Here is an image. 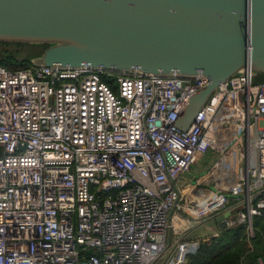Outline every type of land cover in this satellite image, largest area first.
I'll use <instances>...</instances> for the list:
<instances>
[{
    "label": "built area",
    "instance_id": "1",
    "mask_svg": "<svg viewBox=\"0 0 264 264\" xmlns=\"http://www.w3.org/2000/svg\"><path fill=\"white\" fill-rule=\"evenodd\" d=\"M258 77L220 84L183 131L205 76L0 65V264H187L184 221L251 228L264 218ZM216 147L245 152V178L183 204L180 178ZM230 191L245 209L227 217Z\"/></svg>",
    "mask_w": 264,
    "mask_h": 264
},
{
    "label": "water",
    "instance_id": "2",
    "mask_svg": "<svg viewBox=\"0 0 264 264\" xmlns=\"http://www.w3.org/2000/svg\"><path fill=\"white\" fill-rule=\"evenodd\" d=\"M0 42L46 45L36 66L205 76L187 131L220 84L264 75V0H0Z\"/></svg>",
    "mask_w": 264,
    "mask_h": 264
},
{
    "label": "crops",
    "instance_id": "3",
    "mask_svg": "<svg viewBox=\"0 0 264 264\" xmlns=\"http://www.w3.org/2000/svg\"><path fill=\"white\" fill-rule=\"evenodd\" d=\"M245 152H226L221 147L208 150L201 154L189 172L179 180L182 191V203L192 204L203 199L210 200L219 192L228 190V187L246 176ZM239 195L244 193L243 188H238ZM231 192V191H230ZM229 207L241 210L244 204L235 202V194L229 193ZM233 201V202H231ZM234 204L230 206V204ZM185 228L189 226L188 234L184 241L190 246L203 242L206 239L220 234L219 224L216 219L209 220L200 225L184 222ZM191 225V226H190Z\"/></svg>",
    "mask_w": 264,
    "mask_h": 264
},
{
    "label": "trees",
    "instance_id": "4",
    "mask_svg": "<svg viewBox=\"0 0 264 264\" xmlns=\"http://www.w3.org/2000/svg\"><path fill=\"white\" fill-rule=\"evenodd\" d=\"M12 45L22 46L24 44L0 42V54ZM37 46L42 49V52L47 47L46 45ZM31 64L32 62H18L14 54H7L5 58L0 56V65L10 69L25 68ZM262 79L264 75L258 77V80ZM245 229V225H240L235 229L222 230L220 232L222 236L219 239L213 240L210 244H202L195 254H189L187 264H260L259 260L264 257V251L258 248L256 252H249L245 243ZM260 235L264 237V229L256 237Z\"/></svg>",
    "mask_w": 264,
    "mask_h": 264
},
{
    "label": "rangeland",
    "instance_id": "5",
    "mask_svg": "<svg viewBox=\"0 0 264 264\" xmlns=\"http://www.w3.org/2000/svg\"><path fill=\"white\" fill-rule=\"evenodd\" d=\"M41 52H42V49L37 45H22V46L12 45L10 47H7V49H4L3 53H1L0 56L5 58V56L7 54H14L16 56V59L18 62L28 63V62H32V60L34 58L40 56ZM106 80L109 82H111L113 80V76L111 73L107 74ZM231 202H233V201H231ZM233 205L234 204H232V203L230 204V206H233ZM235 209H236V207L229 210L226 214L227 217L235 215L237 213V210H235ZM240 209L241 210L245 209V205H243L242 208H240ZM184 222H188V221H184ZM184 222H183V225H184ZM247 225H250V222H248ZM247 225H245V227H246V229H245L246 248L251 253L256 252L258 248H261V250L264 251V237H262L261 235H260V237H256L260 233H262V230L264 229V218L263 217L254 218L252 221V227L251 228H249ZM221 236L222 235L219 234L218 237L206 239L203 242H199V244L196 243L195 247H198V249H199V247L202 244H210L213 240H217ZM253 240H255V242ZM191 254H195V253H191ZM263 259H264V257L262 259H260L259 262L263 261Z\"/></svg>",
    "mask_w": 264,
    "mask_h": 264
}]
</instances>
